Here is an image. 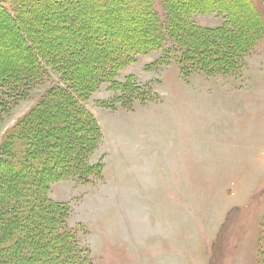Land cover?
<instances>
[{"label":"rangeland","instance_id":"obj_1","mask_svg":"<svg viewBox=\"0 0 264 264\" xmlns=\"http://www.w3.org/2000/svg\"><path fill=\"white\" fill-rule=\"evenodd\" d=\"M252 1L264 22V0ZM93 9L86 14L92 22L106 18L103 7ZM129 10L119 7L107 17L116 39L138 32L137 22L130 25L125 19L130 13H120ZM1 19L0 69L7 62L19 64L25 54L14 28ZM192 21L204 28L222 24L214 15ZM50 26H43L44 39L68 32ZM160 57L159 51L139 55L119 72L117 81L131 75L148 89L142 92L145 100L133 102L131 110L113 104L120 94L107 85L84 103L102 132L90 163L103 167L85 182L52 183L49 198L68 204L67 224L89 250L92 264H260L264 32L244 68L230 76L184 77L176 63L160 65ZM57 79L50 68L44 84L8 107L0 122V154L6 134Z\"/></svg>","mask_w":264,"mask_h":264},{"label":"trees","instance_id":"obj_2","mask_svg":"<svg viewBox=\"0 0 264 264\" xmlns=\"http://www.w3.org/2000/svg\"><path fill=\"white\" fill-rule=\"evenodd\" d=\"M123 6L130 12L120 13H130L124 18L137 22L138 32L116 39L107 17ZM98 7L107 10L106 18L92 22L86 14ZM203 15L222 24L197 26L192 18ZM0 17L25 50L19 64L7 62L0 69V122L8 107L48 80L50 68L58 74V84L49 85L37 107L6 134L0 154L6 170L0 172V264H92L67 224L68 204L48 194L54 182H85L103 167L90 163L102 132L84 106L100 86L120 94L113 104L131 110L148 89L131 75L123 82L117 76L137 56L159 51L158 63H176L184 77L230 76L244 68L264 32L252 0H7L0 2ZM44 24L68 32L44 39ZM259 262L264 264V235Z\"/></svg>","mask_w":264,"mask_h":264},{"label":"crops","instance_id":"obj_3","mask_svg":"<svg viewBox=\"0 0 264 264\" xmlns=\"http://www.w3.org/2000/svg\"><path fill=\"white\" fill-rule=\"evenodd\" d=\"M99 125V124H98ZM100 127V126H99Z\"/></svg>","mask_w":264,"mask_h":264}]
</instances>
